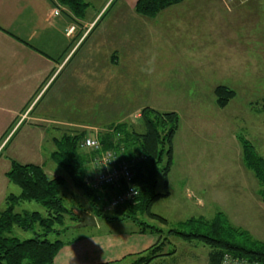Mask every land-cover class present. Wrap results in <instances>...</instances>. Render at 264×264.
Instances as JSON below:
<instances>
[{"label":"rangeland","instance_id":"obj_1","mask_svg":"<svg viewBox=\"0 0 264 264\" xmlns=\"http://www.w3.org/2000/svg\"><path fill=\"white\" fill-rule=\"evenodd\" d=\"M85 1L88 7L83 16L95 19L89 29L102 33L108 43L101 44L104 48L100 52L98 48L94 50L96 62L101 63L94 70L95 82L90 87L93 92H86L84 88L77 96L78 102H69L67 98H72V94L64 90L56 102L59 111H55L61 112L66 120L91 125L90 129L94 125L107 129L114 123L125 122L137 130L142 128L140 112L145 107L177 112L172 166L166 181L161 174L157 177L156 191L168 195L158 198L152 211L167 219L165 229L187 231L198 226L193 223L182 227L181 223L187 219L212 220L219 213L220 226L229 240L252 249L264 246V203L259 196L260 186L253 172L242 163L239 141V137L247 139L264 155V0H254L249 8L239 11L236 47L234 41L231 45V38L225 39L231 46L210 42L204 54L189 55L194 61L204 57L206 62L188 67L180 63L183 53L178 51L183 47L176 45L175 39L180 34L176 25L171 22V27L162 28L156 19L162 11L151 17L138 14L135 6L130 8L120 0ZM138 17L143 21L135 23ZM80 30L86 28L80 27ZM123 32H127L126 46L120 47ZM223 34L229 35V32L224 30ZM86 44L81 49H86ZM234 48H237L235 53ZM69 69L63 70L58 82L66 77ZM220 85L234 91L224 106L217 104L214 92ZM71 108L77 115L70 114ZM28 127L31 126L23 125L14 131L11 142L3 150L5 143L2 145L0 167L8 163L3 160L9 153L20 163L39 160L48 175L65 177L60 195L66 207L91 213L86 196L48 158L52 145L37 149L33 141L35 134ZM23 142H27L26 147ZM10 185L14 193H19L18 186ZM0 204V209L4 208L5 204ZM16 210L44 213V208L35 201H24ZM65 224L70 226L64 230L60 227V234H49L48 238L67 240L85 228H73L69 218ZM200 230L207 232L203 227ZM12 234L20 239L34 236L31 231L17 228ZM173 248L178 264L208 263L209 247L196 240L188 242L171 235L164 251Z\"/></svg>","mask_w":264,"mask_h":264},{"label":"crops","instance_id":"obj_2","mask_svg":"<svg viewBox=\"0 0 264 264\" xmlns=\"http://www.w3.org/2000/svg\"><path fill=\"white\" fill-rule=\"evenodd\" d=\"M120 1L134 8L137 0ZM252 2L254 0H186L165 8L156 19L162 28L171 27V22L176 25L175 29L180 33L175 39L176 45L183 47L178 51L183 53L180 63L186 67L202 65L206 62L204 57L194 61L189 55L204 54L205 46L210 42H219L223 47L229 38L231 45L234 41L236 47L239 11L249 8ZM56 6L52 0H0V149L5 143L1 150L11 142L14 134L10 135L23 125L31 126L28 128L35 134L33 141L37 149L48 144L53 149V137L63 132L83 129L95 134L106 128L94 125L98 129L92 131L91 125L66 120L61 117V112H56L59 111L56 102L64 95V90L72 94V98H67L69 102H78L77 96L84 88L86 92H93L90 87L95 82L94 70L101 63L96 62L94 50L103 49L102 45L108 43L102 33L89 29L95 19H86L87 13L81 18L65 6ZM142 21L139 17L134 19L135 23ZM80 27L86 30L82 31ZM224 30L229 35L223 34ZM126 38L127 32H123L120 47L126 44ZM185 38L189 40L185 41ZM83 43H87L86 49H81ZM236 51L234 48L233 52ZM101 52L105 53L104 50ZM68 68L66 77L58 82L60 74ZM70 114L77 115L72 108ZM59 117L61 121L57 120ZM23 145L26 147L27 142ZM6 158L3 161L8 163L0 167L2 204L7 194L14 193L10 185L13 183L8 181L5 173L12 160L18 162L10 153ZM29 162L42 164L39 160ZM158 239L156 233L139 232L131 220H96V225L85 227L63 240L64 244L51 264H131L135 254L154 245ZM149 264H178V259L175 253L162 255Z\"/></svg>","mask_w":264,"mask_h":264},{"label":"trees","instance_id":"obj_3","mask_svg":"<svg viewBox=\"0 0 264 264\" xmlns=\"http://www.w3.org/2000/svg\"><path fill=\"white\" fill-rule=\"evenodd\" d=\"M55 5L65 6L73 15H84L88 3L85 0H52ZM182 0H137L135 11L144 16H155L165 8ZM217 104L224 106L234 91L227 86H217L214 90ZM264 109V104L262 105ZM141 130L127 123H114L105 131L96 133L100 147L87 149L81 146L86 130L77 129L63 132L52 139L53 149L48 158L64 170L74 188L86 196L91 213L97 219L131 220L141 233H156L158 241L146 250L135 254L131 264H149L162 256L174 254L175 249L164 251L169 236L175 235L184 241L196 240L209 247L207 264H218L225 253L264 261V246L252 249L229 240L224 236L218 215L212 220L189 218L181 226L197 224L195 230L187 231L166 228L167 219L152 211L153 204L161 196L157 192V177L161 174L167 180L172 166L173 138L178 128L179 117L175 111H159L145 107L140 112ZM242 148V163L253 172L260 186L259 196L264 203V157L254 145L239 137ZM113 149L118 155L131 163L137 194L134 201L118 206L111 212L103 210V197L106 188H91L86 177L91 170V161L101 152ZM9 182L18 186L19 193H9L4 198V208L0 209V264H51L64 242L58 238L50 239L49 234H60L66 218L74 224L80 220L79 211L67 208L60 195L65 182L62 175L50 176L40 164L11 161L5 173ZM108 189V188H107ZM24 201H35L44 208V213L33 210L17 211L16 207ZM152 221V222H150ZM61 227V228H60ZM203 227L207 230H200ZM31 231L34 236L20 239L13 235V229ZM234 231V230H233ZM240 234V232H239Z\"/></svg>","mask_w":264,"mask_h":264},{"label":"built area","instance_id":"obj_4","mask_svg":"<svg viewBox=\"0 0 264 264\" xmlns=\"http://www.w3.org/2000/svg\"><path fill=\"white\" fill-rule=\"evenodd\" d=\"M81 146L87 149H98L100 143L96 133L86 135ZM90 167V173L85 179L86 184L94 189L108 188L103 197L102 207L105 212H111L118 206L135 200L137 184L134 180L132 165L129 161L122 159L115 150L108 149L95 156ZM218 264H264V261L225 253Z\"/></svg>","mask_w":264,"mask_h":264},{"label":"water","instance_id":"obj_5","mask_svg":"<svg viewBox=\"0 0 264 264\" xmlns=\"http://www.w3.org/2000/svg\"><path fill=\"white\" fill-rule=\"evenodd\" d=\"M79 218L80 220L72 225L73 228L91 227L96 225L95 216L89 212H80Z\"/></svg>","mask_w":264,"mask_h":264}]
</instances>
